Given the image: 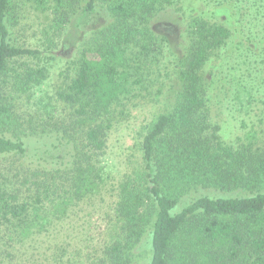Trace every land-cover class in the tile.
Returning a JSON list of instances; mask_svg holds the SVG:
<instances>
[{
	"label": "trees",
	"instance_id": "16d2710c",
	"mask_svg": "<svg viewBox=\"0 0 264 264\" xmlns=\"http://www.w3.org/2000/svg\"><path fill=\"white\" fill-rule=\"evenodd\" d=\"M19 1L0 0V89L26 96L33 109L19 123L16 98L0 96V264H134L146 234L148 264H264V148L229 146L211 122L204 70L233 31L201 16L181 22L175 102L146 127L140 166L118 187L120 234L94 256L50 242L60 232L53 226L106 184L113 109L130 93L131 71L163 54L167 40L153 23L171 19L181 0H36L58 29L95 23L53 95L44 89L43 52L13 39ZM198 188L244 195H204L176 211Z\"/></svg>",
	"mask_w": 264,
	"mask_h": 264
},
{
	"label": "rangeland",
	"instance_id": "374dc122",
	"mask_svg": "<svg viewBox=\"0 0 264 264\" xmlns=\"http://www.w3.org/2000/svg\"><path fill=\"white\" fill-rule=\"evenodd\" d=\"M50 1L46 0V4ZM17 15L18 25L13 30V39L21 47L43 52L40 66L49 68L44 89L53 95L68 61L82 50V45L87 44L95 23L79 31L74 25L58 29L49 8L45 9L36 0L19 1ZM170 15L171 19H157L153 23L157 33L167 40L163 54L152 61L153 65L131 71L130 93L122 97L113 109L108 138L109 178L106 184L97 195L77 207L69 221L53 226H58L60 232L50 240L52 244L70 243V246L77 245L79 251L85 250L89 256H94L106 242L120 234L121 226L113 213L118 187L123 177L132 176L140 166V143L146 127L157 116L169 111L175 102L177 90L174 85L178 80L173 71L177 70V59L184 55L186 48L181 22L186 25L194 16L211 21L222 20L233 31L231 41L215 54L204 70L209 82L211 122L220 127V137L229 146L253 143L255 148H264V0H181L179 5L170 8ZM65 39L69 41L68 46L63 45ZM47 46L52 47L51 54L45 52ZM137 66L135 64L134 68ZM1 94L16 98L15 116L23 124L28 112L33 109L26 103V96L18 98L10 87L0 89ZM204 195L244 194L198 188L182 199L176 211ZM146 230H151V223ZM148 238L146 234L135 247L133 252L137 258L134 264H148ZM179 257V254L175 255V259ZM40 264L46 263L43 261Z\"/></svg>",
	"mask_w": 264,
	"mask_h": 264
}]
</instances>
